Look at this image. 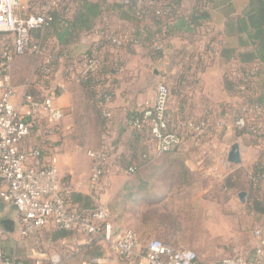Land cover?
<instances>
[{
    "label": "crops",
    "instance_id": "crops-1",
    "mask_svg": "<svg viewBox=\"0 0 264 264\" xmlns=\"http://www.w3.org/2000/svg\"><path fill=\"white\" fill-rule=\"evenodd\" d=\"M90 1L95 5H104L101 8L104 11H102L101 17H99V8H95V11L88 14L86 11L78 13V16L95 17V26L92 31H78L75 35L67 36L61 45L55 38L49 41L51 47L57 46L60 51L62 50L53 80L45 86L40 84L31 86L27 84L28 79L22 82L15 81L14 86L20 97L26 93L41 96L48 88L55 89L57 91L56 105L66 114V118L55 131L44 134L39 128L35 129L31 138L23 144L22 149L27 150L30 147L40 146L45 157L56 155L63 183L67 184L72 192L94 200L96 206L106 207L109 212L111 211L110 223L116 233L133 230L137 232L139 238L141 237L140 239L151 238L155 235L157 239L177 249L200 252V245L191 243L189 239L190 235L196 231L197 204L200 202L202 208H205L207 203L211 204L209 207L212 209L215 208L210 214L208 212L200 214L203 230H205V225L212 221L211 219L221 217L229 226H233L230 232L235 234L238 222L234 217L226 216L222 211L220 212L218 197L227 196L229 203L236 201L244 210L247 207V191L226 189L224 184L226 179L219 182L212 177L205 178L202 176V172L205 168L215 164L221 172L227 174L226 178L234 174L246 177L264 153V142L261 145L249 144L248 136L237 134L230 126L223 134L205 145L188 140L173 153L155 158L151 156L155 151V145H150L149 136L146 139L137 137L125 122L130 115L141 113L154 105L158 86L162 82H166L171 89L172 109L179 110L178 81L184 73H194L198 65L195 59L190 63L188 57L194 53L195 56L200 57L205 55L206 43L212 35H217L220 40V56L214 64L204 69L196 84L189 85V88L184 89L189 93V103L185 107L186 112L215 119L225 116L229 111L228 108L241 105L242 98L226 90L224 73L228 65L227 61L233 59L235 55L259 53L260 43L251 40V37L256 34V30L251 27L248 18L245 17L252 0H211L210 19L205 25L206 28L201 29V35L197 38L172 37L168 40L165 55L161 60H154L141 46L127 49L122 75L113 83L114 99L111 107L118 121L117 132L111 135L110 139L103 138L104 144L111 140L114 152L110 158L109 172L102 189L97 193L93 190L90 182L92 160L82 148L74 127L72 114L76 107L74 90L77 86L67 81L64 70L76 69L77 60L87 53L98 40V30L103 26V22L112 32L127 37L139 36L141 38L144 36L143 31L147 22L138 19L119 0ZM183 7L186 10L190 9V0H185ZM26 8L24 3L21 12L23 15H25ZM242 20L246 25L242 23ZM11 39V37L8 38L10 41ZM70 39L71 41H69ZM2 42L4 41L0 40V48ZM226 57L229 59L227 60ZM193 63L194 67L192 68ZM15 70L16 64H13L11 72ZM235 144L240 148L241 162L239 165L229 162V154ZM221 151L228 153L229 166L226 160L219 158ZM146 155L149 156L148 159L145 158ZM138 164L142 166L139 174L130 175L128 169ZM137 178H139L141 186L140 189L135 188L134 202L128 203L130 204L128 210L124 212L121 205H115L112 211L110 207L114 201L124 189L132 187V184L135 185L134 181L138 183ZM240 184L247 188L244 180H240ZM241 193L247 194L245 202L239 198ZM136 198H140L138 213L132 211L135 210L132 209L137 204L135 202H138ZM80 205L76 204L72 207L77 208ZM250 215L253 219L252 226L256 220L261 221L260 214L253 212ZM186 222H188V226H186ZM191 222L194 226L192 229ZM243 225L244 222L240 218V241L243 240L241 236ZM262 227L264 228V223ZM19 228V216L15 207L0 201V242L12 234H16L17 231L19 235ZM256 228L255 225L253 230ZM57 232L58 230L50 224L37 236L28 238L36 248L44 249V257L49 256V260L45 262L54 259L66 262V264H92L93 258H100L104 264H132L118 261L115 256L110 254L106 243L102 242L84 248L81 245L85 238L83 234L74 232L70 237L63 239L56 236ZM226 240L224 244L228 243L230 238L227 237ZM203 244L212 247V249L219 245L208 238ZM240 250H244L240 252H249L251 249L245 250L244 245L240 243ZM4 252L13 255L11 250H4ZM26 254L29 255V253ZM209 254L208 256L215 255L214 252ZM9 257L14 259L13 256ZM18 260L20 261V259ZM23 263L30 264L29 262Z\"/></svg>",
    "mask_w": 264,
    "mask_h": 264
},
{
    "label": "built area",
    "instance_id": "built-area-1",
    "mask_svg": "<svg viewBox=\"0 0 264 264\" xmlns=\"http://www.w3.org/2000/svg\"><path fill=\"white\" fill-rule=\"evenodd\" d=\"M69 1L0 0V35L12 38L11 41L2 42L0 48V201L17 210L19 236L23 239L37 236L51 224L59 231L83 234L85 238L81 245L84 248L103 242L118 261L132 263L141 251L137 232H114L110 223L111 215L106 207L101 206L89 212H79L72 208L69 200L73 192L62 181L57 156L45 157L40 146L22 149L23 144L33 135L34 129L39 128L44 134L55 131L66 114L57 107V91L53 88H48L41 96L26 93L20 97L12 84V67L18 57L35 54L43 58V78L40 85L45 86L53 80L60 57L57 52L33 42L31 32L48 28L54 20V13ZM130 1L122 0V4L128 6ZM24 3L27 7L25 15L21 13ZM170 11V7L158 5L156 14L163 16ZM143 14L138 12L135 16L143 20ZM130 44L132 39L112 32L103 22L91 52L77 60L75 70H64L69 83L89 81L104 93L102 116L107 121L105 140L117 132L118 121L111 107L114 99L113 83L122 75ZM161 49L162 46L157 47V50ZM219 49L220 46L217 45L202 56L207 67L211 62L215 63L219 57ZM201 73L202 71H198L195 81L199 80ZM225 76L239 83L235 87L237 96L246 90L248 97L257 96V91L262 88L256 68L242 71L237 62H231L226 67ZM171 98L169 85L162 82L158 86L154 105L139 113L140 116L128 118L125 122L129 129L139 134H148L150 145H155V151L151 155L155 158L181 148L188 140L205 145L230 126L235 131L247 129L255 135L264 134V114L259 104L244 100L241 105L229 108L225 116L210 119L193 113L182 115L179 110L172 109ZM113 152L111 140L101 150L87 152L92 160L90 182L96 193L102 189ZM145 158L148 159L149 156L146 155ZM219 158L227 161L228 153L221 151ZM227 164L229 166L228 161ZM136 171L137 167L134 166L128 173L133 175ZM226 175L215 164L202 172L203 177H212L219 182L224 181ZM248 180L254 186L264 184V174L255 176L251 172ZM253 235L256 243L249 252L223 258L218 264H264V228L254 229ZM141 252L144 264H202L195 251L177 249L161 240L149 241ZM91 263L104 264L100 258H93ZM0 264L22 263L0 251ZM35 264L66 262L52 259Z\"/></svg>",
    "mask_w": 264,
    "mask_h": 264
},
{
    "label": "trees",
    "instance_id": "trees-1",
    "mask_svg": "<svg viewBox=\"0 0 264 264\" xmlns=\"http://www.w3.org/2000/svg\"><path fill=\"white\" fill-rule=\"evenodd\" d=\"M184 1L185 0H131L128 6L124 5L126 8L131 10L134 15H136L138 12H143V21L147 22V26L143 31V38L139 36L129 37L130 39H132V44L128 46V49L133 46H141L154 60L158 61L164 57L168 40L172 37H199L202 33L201 29L206 28L205 25L208 24L210 19L211 0H190L191 8L188 10L184 9L183 7ZM158 5L170 7V13L167 15L158 16L156 14ZM102 7H104V5H95L90 0H70L69 2H66V4H64V6L60 10L54 13V20L48 28H46L45 30H33L31 32V39L35 43H40L49 49L52 48L51 51L53 52L58 51L57 53L60 57L62 50L60 51V48L57 46L51 47L49 43L50 39L55 38L61 45V43L65 42L67 36L75 35L78 31H92L95 26V17L86 15L78 16V13L79 11H86V13L88 14L93 10L95 11V8H99V17H101V13L103 11L101 9ZM245 17L248 18L251 27L256 30V34L251 37V40L258 41L260 43L259 53H240V56L235 55L233 59H229L227 57L226 59H229L227 61L228 64L231 62H237L240 70L242 71H246L250 68L257 69L259 84L262 86V88L257 91V96L254 95L253 97H248V90H246L245 92H242L238 97L243 98V101L245 100L253 104H259L260 106H262L264 114V0H252V2L250 3V9H248V11L246 12ZM242 23L246 25L244 20H242ZM104 30H106V28L102 31ZM71 39L69 41H71ZM217 45L220 46V40H218L217 35H212L206 43L205 53H209ZM158 46H162V49L157 50ZM53 48L58 49L55 50ZM90 52L91 48L87 53ZM220 52L221 50L219 49V56ZM188 58L190 63L194 62L195 59V62L198 65L194 73H184L178 81L177 95L179 98V111L182 113V115L187 114L185 107H187V104L189 103V93L184 89L196 84V74L198 73V71L203 72L207 67V65L204 64V59L202 58V56H195L194 53L191 54ZM42 61L43 58L35 54H26L24 56L18 57L14 62V64H16V70L14 72H11L13 86L15 84V81L18 80V82H22L26 81V79H28L27 84H30L31 86L39 85L41 79L43 78L41 72ZM212 64L214 63L211 62V65ZM57 66L58 64L56 65V69ZM185 66L188 65L185 64ZM193 67L194 63L192 64V68ZM224 80L226 90L237 96L235 87H238L239 83L231 80L227 76L224 77ZM75 85L77 86V88L74 90L76 107L72 115L77 137L80 139V141H85L84 139H87L90 136H94L96 140L95 150H101L104 145L103 138L107 125L106 119L102 116L104 93L97 86H93L92 84H90L89 81ZM31 94L37 96L33 93ZM137 116H140V114L134 113L130 115L129 118ZM134 133L137 137L144 139H146L148 135L146 132L139 134L134 131ZM236 133L239 135L244 134L248 136L250 139L249 144L261 145L264 142V134L255 135L247 129L236 130ZM83 141L81 142L82 146H86V143ZM174 151L175 150L165 153L164 155L173 153ZM134 166L137 167V171L135 172V174H133V176L138 175L140 170L142 169V166L140 164ZM134 166H131L130 168ZM251 172L255 176L264 174V153L255 163ZM137 180L138 183L134 181L135 185L132 184V187H128L124 189V191H122L121 195L114 201L112 207H110V209L112 208V211L114 210L115 205H121L124 212L128 210V205H130L128 203L134 202L133 197H135V188L137 187L138 189H140L141 186L139 178H137ZM240 180H244L246 182L247 188L240 184ZM224 184L226 189L247 191L248 198L246 208L248 209V211L251 213L255 212L257 214L264 215V184L254 186L248 180V175H246L245 177L241 174H234L229 176L224 181ZM69 201L71 206L76 204L83 205V207H81L82 205L77 208L72 207L79 212H89L98 208V206L94 204V200L85 198L84 196L76 194L74 192L71 194ZM70 235H72L70 232L58 230L56 236L66 239L70 237Z\"/></svg>",
    "mask_w": 264,
    "mask_h": 264
},
{
    "label": "rangeland",
    "instance_id": "rangeland-1",
    "mask_svg": "<svg viewBox=\"0 0 264 264\" xmlns=\"http://www.w3.org/2000/svg\"><path fill=\"white\" fill-rule=\"evenodd\" d=\"M119 2L122 3V0H119ZM8 38L9 37L7 35H0V40H3L4 42L8 40ZM84 140L85 141L81 140V142L82 141L85 142L86 146H82V144L81 146L84 149L86 154L88 151H96L95 150L96 140L94 136H90ZM218 199H219L218 206H220V212L222 211L226 216L234 217L238 222V227H237L238 229H237V232L233 234V232H230V229L232 231L233 226L231 225L229 226V224L223 221L221 217H217V218L211 219L212 221L208 222L205 225V230H203L201 226L202 224L200 223L201 221L200 214H202L203 212L204 214L207 212L210 214L212 211H214L215 208L212 209L211 207H209V205H211L210 203H207L205 208L204 207L202 208L201 203L198 202L197 204V213H198L197 222L198 223L196 225V231L190 235L189 239L191 243H196L200 245L201 251L200 252L197 250L196 251L194 250V251L197 253L200 259V262L202 264H217L222 258L226 256L227 257L234 256L240 253V251H244V250H240V243L244 245L245 250L252 249L256 243L254 239V235H253V227H255V225L257 226V228L262 227L264 223V215H261L260 220L263 222L259 220L257 221L255 219L256 222L252 226L251 225L252 220H253L252 215H250L251 212H249L247 208H245L244 210L241 209L240 205L236 203V201L229 203V201L227 200V196H224V195L218 197ZM137 200L138 202H135L137 204H135L132 207V209H135L132 211H135V212L137 211L136 213L139 212L137 208H139V205H140V202H139L140 198H137ZM240 218L244 222L243 228L241 230L242 232L241 236L243 238L242 241H240ZM186 226H188V222H186ZM190 227L191 229L194 227L192 226V222H191ZM227 237L230 238V240L228 241V243L224 244L225 241H227L226 240ZM207 238L212 239L214 242H216L219 245L216 246L215 249H212V247L207 246V245L205 246L203 243L206 242ZM154 239L159 240L156 238L155 235L152 236L151 238L149 237V238L140 239L141 251L145 248V246H147L150 240H154ZM4 250L13 251V255L12 254L9 255L8 253L4 252ZM0 251H3L9 256H13L15 260L20 259V262L22 263L29 262L31 264V263H36L38 261L45 262L49 260L48 259L49 256L44 257L43 255L44 249L36 248L35 244L29 241V239L20 238L18 235V231L16 232V234H12L10 237L5 238L2 242H0ZM141 251L139 253L140 255L133 260L132 264H144V260L142 258L143 254ZM210 252H214L215 255L208 256L210 255L209 254ZM26 253H29V255ZM35 256H39V257L37 258Z\"/></svg>",
    "mask_w": 264,
    "mask_h": 264
},
{
    "label": "water",
    "instance_id": "water-1",
    "mask_svg": "<svg viewBox=\"0 0 264 264\" xmlns=\"http://www.w3.org/2000/svg\"><path fill=\"white\" fill-rule=\"evenodd\" d=\"M229 162L232 164H236V165H239L241 162V160H240V148L237 144H235L231 149V152L229 154ZM246 197H247L246 193H241L239 195V198L242 202H245Z\"/></svg>",
    "mask_w": 264,
    "mask_h": 264
}]
</instances>
